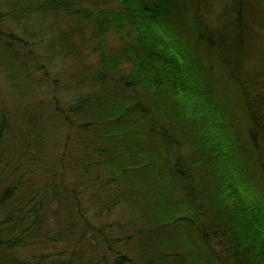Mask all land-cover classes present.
<instances>
[{"label":"trees","instance_id":"trees-1","mask_svg":"<svg viewBox=\"0 0 264 264\" xmlns=\"http://www.w3.org/2000/svg\"><path fill=\"white\" fill-rule=\"evenodd\" d=\"M0 71V264H264V0H0Z\"/></svg>","mask_w":264,"mask_h":264},{"label":"rangeland","instance_id":"rangeland-1","mask_svg":"<svg viewBox=\"0 0 264 264\" xmlns=\"http://www.w3.org/2000/svg\"><path fill=\"white\" fill-rule=\"evenodd\" d=\"M66 21V20H65ZM40 46L36 47L37 53L39 55H41L43 53V51H39ZM93 60V59H91ZM70 64V65H69ZM66 67H67V72H71V70H73V66H71V63H69ZM54 76L50 77V81H49V85H45L43 86L44 89H42V91L38 94L37 93V88L36 89V94H35V100H40V99H45V101H47V98L49 97L48 94H51V92L54 88V86H52V80ZM37 80H40V77H36ZM43 82V81H42ZM63 81L59 82V84L57 83L56 88L57 91L56 92H52L55 94L56 97H58L60 99V104L64 105L67 104L64 100H70L72 98V96L70 95V93L68 92V89L64 86H60ZM27 83V82H26ZM28 84V83H27ZM29 85V84H28ZM52 87V88H51ZM63 92V95H62ZM61 93V94H60ZM60 95V97H59ZM68 95H70L69 97H67ZM27 96H28V92L26 90L25 87V82L22 78L17 76V81L15 82V84H10L5 76L1 73L0 71V104L2 102H4L5 106L7 107V109H9L11 112H17L15 110V108L18 107H24L25 105H27L30 101L32 100H27ZM67 97V98H65ZM5 108V107H4ZM41 112L44 114V116L48 117V114L51 111V107L50 105H48L47 103H45L44 105L42 104L41 106ZM60 138V137H59ZM55 139L51 140L50 145H55L54 143ZM60 148H57L56 152L59 151ZM54 151V153L52 155H54L56 153ZM51 155V156H52ZM57 155V154H55ZM50 158V157H49ZM70 179H72L71 177H69ZM88 203H90V205L88 206V210H89V214H91V219L90 222L93 224H97V223H101V222H110V221H114V222H122L124 221L125 218H127L126 215V210L122 209L120 207L115 208V210L112 211V213L110 214V216H108V214H106V212L102 209V205H97V204H92L91 200L88 198L87 199ZM99 215V216H98ZM60 245H67L66 242H62L61 244H57V245H45V247H43L42 252L45 254H49L50 256L54 257L56 255L62 256L63 254L67 253L66 251H70V250H66L63 247H60ZM92 249H96V243L95 241L92 242ZM101 253V250L100 252Z\"/></svg>","mask_w":264,"mask_h":264}]
</instances>
